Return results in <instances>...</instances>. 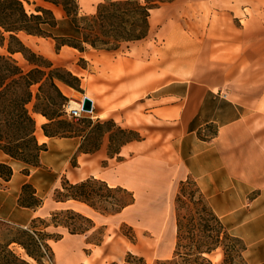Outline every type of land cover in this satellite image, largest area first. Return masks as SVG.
Masks as SVG:
<instances>
[{"label": "crops", "instance_id": "0c3cea01", "mask_svg": "<svg viewBox=\"0 0 264 264\" xmlns=\"http://www.w3.org/2000/svg\"><path fill=\"white\" fill-rule=\"evenodd\" d=\"M155 13L160 25L153 43ZM149 24L146 37L124 43L127 54L123 47L105 50L125 70L118 80L94 75L109 87L111 108H125L126 118L141 110L143 123L159 125L156 133L141 130L143 137L113 153L106 134L97 150L86 152L81 136L48 135L43 125L50 119L33 112L36 137L46 148L34 166L0 145V162L13 169L8 180L0 176V219L23 227L46 219L43 231L53 240L57 264H131L130 254L143 258L141 264L163 263L177 244L173 196L181 179L191 177L245 243L248 264H264V0H171L151 9ZM22 34L36 45L44 38ZM88 178L109 191L127 190L133 200L106 210L67 194L65 183ZM25 183L35 188L38 205L19 204ZM67 212L88 224L59 219Z\"/></svg>", "mask_w": 264, "mask_h": 264}, {"label": "trees", "instance_id": "16d2710c", "mask_svg": "<svg viewBox=\"0 0 264 264\" xmlns=\"http://www.w3.org/2000/svg\"><path fill=\"white\" fill-rule=\"evenodd\" d=\"M46 1L55 4L61 3L58 0ZM166 1L171 0L102 2L97 6L92 17H79L77 13L67 7L66 3L68 2H66L64 3L66 14L63 18H58L52 9L45 6H38L37 13H29L23 0H0V47L5 50L0 52V145L2 149L10 156L30 165H40V153L46 148V144L39 143L36 137V121L33 112H40L50 119L49 123L43 125V129L48 135L82 136V133L71 128L74 121L65 118L63 114L62 105L68 97L58 85V82H64L78 88L81 78L69 69L55 66L50 58L33 50L22 40L20 32L52 37L57 41V49L67 44L84 51L86 50L84 44L87 43L93 48L115 50L125 42L146 37L149 33L151 9ZM73 2L75 3V1ZM67 23L71 25L72 30H69L70 26ZM16 52L21 53L31 64L29 69H24L21 66L14 56ZM35 85H38L36 90L34 89ZM82 121H87L95 129H99V132L102 131L100 139L104 138L107 132H109L111 142L115 141V136L119 134L132 133L127 137L119 136L121 145L141 138L134 130L116 125L112 119L94 121L91 118L83 117ZM54 125L56 128L53 129ZM106 125H111V127L107 126L106 129H103ZM114 126H116V131L112 130ZM98 148L99 145L87 149L83 148V144L80 146V150L86 152H93ZM109 153L113 152H110L109 149ZM12 174L11 165L0 162V176L8 180ZM92 180L88 178L78 183L67 182L64 188L68 190L69 196L91 201L92 198L86 188ZM192 196L191 199L194 198V195ZM132 200L133 195L130 193L128 199L116 202V209L119 211ZM178 200H183L181 194ZM201 200L199 199V201ZM199 201L193 200L194 211L198 214L205 213L211 216L216 221V226L204 224L203 236L207 238L197 239L191 252L186 255H194V264L196 262L197 264H213L207 254L222 246L224 264H231L236 258L242 259V263L247 264L244 257L246 246L243 240L229 232L209 204L204 203L201 207H196V204H200ZM39 203L40 200L35 195L33 185L25 183L22 187L19 204L36 206ZM177 221L178 242L175 255L180 254L178 249L180 248L181 223L178 215ZM20 230L28 237L30 244L36 248L46 245L44 238L35 229L27 227ZM130 237L135 239L134 235ZM13 242L21 244L27 253L40 264V259L30 244L17 237H11L6 242L0 241V264H30L10 247ZM140 259L143 261V258ZM127 261L129 260L127 259ZM170 261H173V258L164 261L163 264Z\"/></svg>", "mask_w": 264, "mask_h": 264}, {"label": "rangeland", "instance_id": "374dc122", "mask_svg": "<svg viewBox=\"0 0 264 264\" xmlns=\"http://www.w3.org/2000/svg\"><path fill=\"white\" fill-rule=\"evenodd\" d=\"M61 1L59 4H55L51 1L46 0H23L24 6L26 10L29 13L35 12L37 13V7L38 6H45L54 12L56 17L63 18L66 14V11L64 10V3H66L68 8H71L79 17L88 16L92 17L94 15L93 7L96 5V0H58ZM79 1V2H78ZM102 2H109L112 0H101ZM100 0H97L98 4L97 6L102 3ZM116 1V0H114ZM144 1V0H140ZM167 2V1H166ZM93 11V12H92ZM173 10H169V15H172ZM152 34L150 33L148 40L150 39L151 42L156 43L157 34H155L158 26L160 25L159 17L157 13H155L152 17ZM86 22V21H85ZM82 23H84L82 21ZM69 23H67L68 25ZM69 30H72L71 25L69 24ZM82 26H85V24H82ZM23 38L22 40L27 43V45L31 47L36 52L50 58L55 66H60L65 69L71 70L74 74L78 75L80 78L87 77V80L81 78V83L78 88L73 87L71 85H68L64 82H58L61 85V89L64 90L69 95L74 96H81L83 94H87L93 101H94V109L93 112L85 113V116L87 118H91L94 121L97 120H108L112 119L115 121L116 125H120L119 122L123 123V128L132 129L135 132H137L140 137H143L141 130H143L145 133H148L150 135H154L156 133V129L159 127L158 124H153L148 118L145 119L146 122L143 123L141 118L142 111L138 110L137 108L134 111V115L130 114L129 117H125L124 113L126 112L125 108H111L109 105V99H108V86H101L99 82L96 79L95 73L100 74L102 77V80L109 81L110 78H114L115 81L119 79L118 73L124 72V68L119 65L118 67L111 62V59L109 56L107 57L105 55V50L107 49H97L93 48L89 44L85 43L86 50L81 51L78 48H75L70 45H62L59 49L56 48L57 41L49 36H42L44 38H35L37 40L38 45H36L29 37L22 34ZM41 36V35H39ZM155 37V38H153ZM40 42H42L40 44ZM126 43V42H125ZM48 45H52V49L48 48ZM155 46L154 44L151 45V48ZM121 47H123L122 51L126 53V47L125 44H122ZM120 47V48H121ZM119 49V48H118ZM115 49V50H118ZM4 48L0 47V52H4ZM123 55V54H122ZM16 59L21 64V66L24 69H29L31 67V64L23 57L22 54H19ZM83 82V83H82ZM38 85L34 86V89ZM118 89H121L119 87ZM67 95V97L69 96ZM64 114V113H63ZM65 118L74 121L72 129L76 130L77 132L82 133V144L83 148H93L96 145L101 146L103 142V137L100 139V133L99 129H95L91 124H89L87 121H82L83 117L79 119L70 118L67 115H65ZM127 119V120H126ZM119 121V122H118ZM132 121H136L134 126H129L128 124ZM106 125L103 129H106ZM53 129L56 128L54 125L52 127ZM116 126L113 127L112 130L116 131ZM109 132L105 133V135ZM104 135V136H105ZM132 133H126L124 135H118L115 136V141L111 142L109 139L108 144V150L110 149V152H114L115 150H118L122 145L119 142V136L127 137L131 136ZM127 143V142H126ZM183 180L179 187L177 188L175 195L173 196L175 199L174 206L176 216L178 215L180 218L181 223V237L179 240L180 248L179 253L177 255H173V261L167 262V264H194V255H186V253L191 252L192 246L196 244L197 239H206L205 236H203V225L209 224L212 227L216 226V221L209 216L208 214L202 213L198 214L194 211L193 206V200L196 199V201H199V199H202L199 201L200 204H196L197 206H202V204H207V200L202 193L200 187L197 185V182L192 179L191 177H188ZM86 190L88 191L89 195L92 198V201L96 203L98 206L105 208L106 210H111L114 208H117L116 202L126 200L130 197V193L126 190H119L116 191H109L105 185L97 180L93 179L89 185L87 186ZM181 194L182 201L178 200V197ZM194 198L191 199V197ZM59 219H69L73 218L77 223H80L83 227H85L88 222L86 220H82L77 214H71L69 212L67 213H59L58 215ZM45 220L38 219L33 222L28 229H35L40 236L44 238V243L46 245H40L39 248H36L34 245L30 244L31 242L28 240V237L20 230V229H26L27 227L19 226L17 224H14L8 220L0 219V241L6 242L11 237H17L21 239L22 241L26 242L27 244H30V247L33 248L34 252L37 254V256L40 259V264H57L55 257L53 255V252L51 249L53 244V240L48 238L47 235H45ZM122 229L130 236L133 235V232L131 228L127 225H123ZM51 233V232H50ZM55 234V233H54ZM53 234V235H54ZM48 238V239H47ZM178 242V239H177ZM50 245V246H49ZM10 247L14 249V251L21 256V258L26 259L30 264H39V262L30 256L26 249L19 244L18 242H13L10 244ZM176 249V248H175ZM207 256L211 259L213 264H224V253L222 246L218 247L211 253L207 254ZM245 257V256H244ZM127 259L131 262V264H141V259L137 256H131L128 255ZM171 259V258H170ZM246 260V259H245ZM164 261V260H163ZM166 261V260H165ZM247 261V260H246ZM164 263V262H163ZM161 260H151L150 264H163ZM197 264V262H196ZM230 264V263H227ZM231 264H245L242 263V259L236 258L234 262ZM248 264V262H247Z\"/></svg>", "mask_w": 264, "mask_h": 264}, {"label": "built area", "instance_id": "2783aa9c", "mask_svg": "<svg viewBox=\"0 0 264 264\" xmlns=\"http://www.w3.org/2000/svg\"><path fill=\"white\" fill-rule=\"evenodd\" d=\"M89 97L87 94L81 96H68L67 100L62 105V110L65 115L70 118L79 119L85 116V113L93 112L94 101L92 100L91 110L84 108L85 98ZM90 98V97H89Z\"/></svg>", "mask_w": 264, "mask_h": 264}, {"label": "water", "instance_id": "95a60500", "mask_svg": "<svg viewBox=\"0 0 264 264\" xmlns=\"http://www.w3.org/2000/svg\"><path fill=\"white\" fill-rule=\"evenodd\" d=\"M84 108L87 110H91L92 108V99L89 97L85 98Z\"/></svg>", "mask_w": 264, "mask_h": 264}]
</instances>
